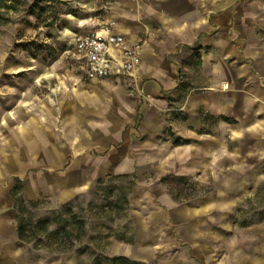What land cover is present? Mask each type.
Wrapping results in <instances>:
<instances>
[{"label": "rangeland", "instance_id": "374dc122", "mask_svg": "<svg viewBox=\"0 0 264 264\" xmlns=\"http://www.w3.org/2000/svg\"><path fill=\"white\" fill-rule=\"evenodd\" d=\"M13 1H17L16 11L0 9L4 17L0 20L2 143L15 136L17 124L25 123L26 114L17 116L15 107L41 116L46 101L56 107L61 92L70 96L75 77L82 85L92 80L72 54L73 36L113 26L115 21L106 18L120 2ZM222 1L211 0V4ZM226 1L229 19L221 25L229 34L227 46L231 49L218 56V49H224L220 43L226 40L218 35L217 13L211 14L206 49L214 54L205 70L186 67L188 62L174 63L181 89L157 96L166 102L163 127L152 135L146 127L142 134L138 131L141 117L149 110L143 112L136 104L132 111L138 131L132 133L133 144L139 139L146 151L157 156L149 159L147 166L115 173L108 167V150L89 147L60 153L21 151L17 166L2 167L0 220L7 223L0 225V264H112L111 258L118 256L139 264H169L187 245L176 230L182 227L178 225L179 213L203 195L215 197L219 190L236 198V207L227 212L232 215L230 221L234 219L232 222L243 228L253 225L252 204L257 199L264 202L262 194H257L264 192V186L253 182L255 168L264 169V61L262 56L255 59L253 51L257 43V53L264 52V22H255L263 15H254L256 8L260 12L264 7V0L256 5L252 0ZM139 44L142 49L143 43ZM215 58L220 61V72L214 70ZM136 90L148 108L153 106L151 94ZM192 96H203L205 101L187 104ZM106 109L103 114L109 112ZM55 111H46L55 133H35L45 145L48 139H69L64 135L68 124L61 120L62 111ZM121 144L120 140L117 146ZM26 153L34 155L26 157ZM57 154H61L59 158ZM17 180L24 217L34 225L46 219L27 240L17 235L16 205L8 195ZM156 208L167 219L163 229H157L152 218L144 219ZM259 214L256 212L257 217ZM64 232L68 233L61 240ZM171 240L172 248L163 253ZM239 240L247 245L250 238L241 235Z\"/></svg>", "mask_w": 264, "mask_h": 264}, {"label": "crops", "instance_id": "0c3cea01", "mask_svg": "<svg viewBox=\"0 0 264 264\" xmlns=\"http://www.w3.org/2000/svg\"><path fill=\"white\" fill-rule=\"evenodd\" d=\"M252 1H255V5L258 3V0ZM227 2L229 1L211 4V0H120L106 19L115 21L113 30L124 37L125 45L143 43L138 75L135 78H97L85 85L75 77L70 96H66L64 91L61 92L56 107L46 101L45 111L41 116L23 112L15 107L13 111L17 116L26 114L25 123L17 124L15 136L6 139L5 143L0 141V174L4 171L2 167L17 166L23 156L19 153L21 151L48 153L50 150H56L60 153L67 148L78 150L92 147L108 150V167L115 173H131L137 167L147 166L146 162L157 156L152 154V151H146L145 145L139 139L134 145L132 133L139 131L144 134L148 127L151 129L148 133L152 135L163 127L166 122V102L164 98L157 96L173 89H181L178 81L179 69L174 63L180 62L183 65L188 62L186 67L202 70L208 67V58L214 54V51L207 52L206 49L210 40L211 14L217 13L214 20L220 24L218 35L221 34L219 36L226 40L220 43L224 49H218V56L226 54V48L231 49L227 46L229 34L222 31L221 25L225 19H229L225 12ZM260 9L258 12L256 8L254 15L256 18L258 15L263 17L256 19V24L264 22V7L261 6ZM86 32L90 31L83 33ZM233 41L236 44V41ZM257 45L256 43L253 50L255 59L258 60L262 56L261 61H264V52L257 53ZM236 47L234 45V51ZM214 63L217 64L214 66L215 72H220V61L216 59ZM80 66L83 69L81 63ZM136 87L154 97L153 106L147 107V101L138 95ZM204 101L203 96H192L187 99V104L202 105ZM136 104H140V110L143 112L144 109L149 110L147 115L141 117L137 132L134 128L136 115L132 113ZM107 107L109 112L103 114ZM57 109L62 111L61 120L68 124V127L64 128V135H69V139H48V144L45 145L35 133H45L48 136L51 132L55 133L54 130L51 131L46 111L56 113ZM10 114L12 119V111ZM114 116L116 120L112 119ZM100 118L105 120L100 121ZM125 127L127 130L123 132ZM59 134L60 132L58 136ZM120 140L122 144L118 147ZM33 155L34 153H26L25 156ZM47 155L51 156L50 153ZM57 155L59 158L61 154ZM253 173V182L264 186V169L255 168ZM231 194L219 190L212 198L203 195L179 213L178 225L182 227L176 230L186 238L187 245L177 251L182 255L171 258L169 264H264V202L257 199L252 204L255 215L251 219L255 218V221L250 227L243 228L235 225L232 222L234 219L230 221L232 215L227 213L236 207V198ZM257 194L264 197V192ZM8 195L15 201L12 189ZM160 195L162 196L163 192ZM162 197L168 200L166 195ZM158 210L156 208L150 217L144 219L147 221L152 218L158 226L157 229H163L167 219ZM256 212H260L259 217ZM1 223L5 224L7 221L0 220V225ZM241 235L250 238L249 244L244 245L239 240ZM172 246L173 241L168 247L164 246L163 253L167 249L169 251Z\"/></svg>", "mask_w": 264, "mask_h": 264}, {"label": "built area", "instance_id": "2783aa9c", "mask_svg": "<svg viewBox=\"0 0 264 264\" xmlns=\"http://www.w3.org/2000/svg\"><path fill=\"white\" fill-rule=\"evenodd\" d=\"M72 54L82 64L90 79L123 76L135 78L139 73L140 44L125 45L124 37L112 24L100 29L75 34Z\"/></svg>", "mask_w": 264, "mask_h": 264}, {"label": "trees", "instance_id": "16d2710c", "mask_svg": "<svg viewBox=\"0 0 264 264\" xmlns=\"http://www.w3.org/2000/svg\"><path fill=\"white\" fill-rule=\"evenodd\" d=\"M17 1H13V0H0V9L4 8L5 10L9 11H16L17 10V5H16ZM4 17L3 15H1L0 13V20H3ZM1 23H3V21H1ZM21 189V184L20 182L17 180L15 185L12 188V195L15 197V205H16V214H15V218L17 221V235L20 239L22 240H27L30 237L34 236L37 227L38 226H42L43 224H45L46 219H41L38 220L35 225L27 218L24 217V210H25V205H24V200L21 197V195H19V190ZM58 233V232H56ZM68 232H64L63 235H60V239L63 240L66 237V234ZM111 263L112 264H139L137 262H133L131 260H129L126 257L123 256H118V257H113L111 258Z\"/></svg>", "mask_w": 264, "mask_h": 264}]
</instances>
